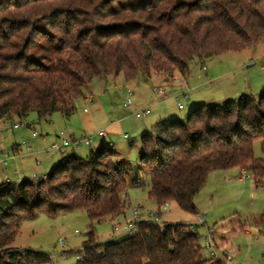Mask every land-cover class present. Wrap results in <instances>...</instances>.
Instances as JSON below:
<instances>
[{"label":"trees","instance_id":"trees-1","mask_svg":"<svg viewBox=\"0 0 264 264\" xmlns=\"http://www.w3.org/2000/svg\"><path fill=\"white\" fill-rule=\"evenodd\" d=\"M263 42L264 0H0V121L31 112L38 120L55 112L70 117L96 77L187 75L195 58ZM256 141L264 154V92L199 104L185 121L159 124L141 143L150 200L194 213L191 204L216 170L245 169L264 187ZM126 174L114 151L101 145L86 158L63 154L38 182L0 183V264L49 262L47 254L12 246L22 222L76 210L90 221L76 264L227 263L226 253L204 255L197 224L162 227L143 218L133 235L97 242L95 225L124 213ZM139 183L140 177L131 181ZM263 218L249 222L261 233Z\"/></svg>","mask_w":264,"mask_h":264},{"label":"rangeland","instance_id":"rangeland-1","mask_svg":"<svg viewBox=\"0 0 264 264\" xmlns=\"http://www.w3.org/2000/svg\"><path fill=\"white\" fill-rule=\"evenodd\" d=\"M262 64H264V42L238 52L214 55L204 59L195 58L190 63L186 79L180 80L178 85L180 92L183 91L185 85L188 89L190 88L186 97L180 96V102L185 108L179 110L178 100L172 97V93L170 96V91L166 90L169 92V96L159 105L150 107L149 115L142 118L135 116V113L143 108V104L137 105V92L142 88L141 82H139L140 84L138 82L127 84L128 82L124 80L123 76L116 78L117 75L114 74L96 77L92 82L94 90H96L95 95H92L93 99L88 102L83 100V95L78 97L75 103L76 110L72 116L78 115L83 108L89 109L97 126L105 128L102 130L106 131L107 136L97 141L92 138V144L89 146L69 147L61 152L51 151L53 135L49 137V141L43 142V137L47 138V134L51 133L45 129L46 122L39 121L36 113L31 112L27 117L18 121L20 129L13 130L14 142L20 145L26 141L28 145L22 146V151L18 153L12 152L11 144L9 145L12 159L8 163L6 172L0 167V182L4 172L10 181L29 179L38 182L43 174L46 176L60 163L63 154L74 152L78 157L86 158L91 150L98 148V142H100V144L117 151V154H114V159L127 172L128 188L123 193V199L126 203L124 209L126 217L121 215V218L115 222L106 220L96 224L97 242L103 243L109 239L119 240L125 237L126 235L113 231V225L123 223L132 216L133 209L140 207L144 217H147L149 211L160 210L161 215L154 220L162 227L166 225L165 222L195 224L198 215L203 217L204 223L197 224V230L200 234V244L204 255L207 257L209 250L205 247V237L209 235V232H213L214 228H218L215 234L211 233V236L216 249L218 245L224 244V249L220 252L230 256V260H227L226 264H264V233L249 223L250 221L256 222V220L259 222V219L264 217V187L257 188L252 177L239 181L238 169L216 170L209 175L206 185L194 199L196 212L185 211L175 202H170L167 208L163 209L158 207L148 196L150 179L142 171L140 157L143 134L155 131L156 125L161 122L164 123L168 120L185 121L195 106L203 104V102L209 106L221 103L227 98H239L241 90L238 89L237 92V82L242 85L241 81H244V75L252 73L255 78L250 79L249 76L248 80H251V83L256 87V82L262 81L258 78H264V70L261 69ZM203 66L206 68L203 69ZM157 73L152 72V74ZM175 73L178 74V71ZM215 76L219 77L215 85H207L199 90H196L198 87L194 89L204 79H212ZM154 83L155 81L150 82L148 84L150 88L146 89V94L149 93L152 98L154 97ZM127 85L133 90V104L130 107L124 105L127 93L126 88H122ZM217 88L221 91H217ZM222 91L226 93V97H219L224 93ZM211 92L214 94L210 99H195L200 96L199 94L207 97L211 95ZM27 122L34 123L32 129L26 126ZM112 123L114 128L107 130ZM12 127L13 123L0 122V141L2 144L7 143L5 139L8 136L7 129ZM71 128L70 124H66L60 130L69 132ZM33 131L40 134L38 138H32ZM124 134L127 136L124 137ZM26 146L31 147V152L27 151ZM254 153L257 158L264 157L260 141L255 142ZM39 169L41 171H38ZM137 177H140V183L133 186L131 181ZM89 225L87 213L82 210L57 217L43 213L34 219H27L22 222L20 232L12 246L17 249L47 254L50 261L43 264H76L77 256L83 255L82 246L87 239Z\"/></svg>","mask_w":264,"mask_h":264},{"label":"crops","instance_id":"crops-1","mask_svg":"<svg viewBox=\"0 0 264 264\" xmlns=\"http://www.w3.org/2000/svg\"><path fill=\"white\" fill-rule=\"evenodd\" d=\"M250 66H247V67H250ZM263 66H264V64H262V66H261V69L262 70H264L263 69ZM204 67L205 66H203V68ZM120 76H123V75L122 74H119V75H117L115 77L116 78H119ZM249 76H250V79H252V77L255 78V76L252 73H248L246 76L244 75V81H241L242 82V85L240 84V82H237V85H236L237 92H238V89H240L241 90V94L240 95H242V94H250V95H253L254 97H258L262 92H264V78H258L259 80H262V81L256 82L257 85L255 87L251 83V80L250 81L248 80ZM184 79H186V75H181L179 72H178V74L175 73L172 77H169V76H167L165 74H158L157 73V74H151V76H149V77H144L142 75H139L134 81L128 82L127 84H131V83H134L135 84L137 82H138V84H140L139 82H141L142 84H144V85L141 84V87L142 88L140 89V91L137 92V95H138L137 105H142L143 104V108L142 109L148 108L150 110V107L153 108L154 106L159 105L165 98H167L169 96V94H168L169 92H167L168 90L170 91V96H171V93L173 94L172 97H175L176 98V96L180 95V93H182V92H180L178 90V85H179L180 80H184ZM218 80H219V77H217V76L212 77V79H209V78L204 79V81H201V84L200 85L197 84L194 87V89H196L198 87L196 90H199L202 87H205L207 85L213 86V85H215L217 83ZM154 81H155V83L153 85L154 97L152 98L149 95V93L146 94V89H149L150 86L148 84L150 82H154ZM92 82L90 84L86 85L84 87V89H83V91H84L83 100L88 101V102L93 99V96L92 95H95V91H96V90H94V86L92 85L93 84ZM127 87H129V85L123 87L122 89H125ZM156 87H158V88L160 87L161 92H156L155 91V88ZM218 90L221 91V89L217 88V91ZM202 91H205V90H202ZM257 91H258V93H257ZM189 92H190V88H189V90H188V92L186 94L181 95V96L186 97ZM222 92H224V91H222ZM199 93H200V91H199ZM224 93H222V95H220L219 97H226L225 96L226 93L225 94ZM213 94L214 93L211 92V95H208L207 97L205 95L204 96H201L203 94H199L200 96H197L195 99H205V100H206V98L207 99L208 98L210 99V97ZM205 100H199V101H205ZM203 104H205V103L203 102ZM178 109H179V107H178ZM183 109H179V110H183ZM72 115L70 117H66L63 114H61L60 112H55L49 118L39 120V121L46 122V128L45 129H46L47 132L49 131V133H51V134H47L48 135L47 138L46 137H43V139H42L43 142L49 141V139H50L49 137H51V135H53L52 143L54 141H56L58 139V137H57L58 136V133L61 131L60 130L61 127L66 126V124H70V127H72L69 130V132H66V135L67 136H73L74 138L91 137V138H93L96 141L98 139L99 140L100 139L102 140L103 137L107 136V134H105V136H101V137L97 135V133L99 131H101L102 129H105V128H101L99 125L97 126L96 120L94 119V117H93L92 113L89 111V109L83 108V110L78 115H75L74 117ZM19 120L20 119H18L17 117H14V118L9 119V120L8 119L7 120L6 119H3L1 121H5L6 123H13V124L18 123L19 124V122H18ZM168 121H170V120H168ZM33 124L34 123H32V122H27L26 123V126L29 129H32ZM158 125L159 124H157L156 126H158ZM113 128H114V124L112 123L108 127L107 130H112ZM14 129H20V125L17 128H13V127L12 128H8L7 129L8 136H6V138H5L7 143L5 142L6 144L4 145V143L2 144V142H1L3 152L6 153L5 155L7 157H9L7 164H1L0 165L1 169L3 171H5V172L7 170V166H8L9 161L12 159L10 157V146L9 145L11 144V150L14 153L15 152L18 153L19 151H22L21 150V147L22 146H25V145H28L27 142H26V144H20V145L17 144L16 142H14V133H13V130ZM39 135H40L39 133H38L37 136H33L32 135V138H38ZM125 135H127V134H124V137H125ZM77 136H82V137H77ZM101 145H104V144H100V142H98V147H100ZM26 149H27L28 152H31V150H32L30 146H26ZM51 151L61 152V150H51ZM113 151H114V154L115 153L117 154V151H115V150H113ZM13 158H15V157H13ZM238 170H239V173H240L239 181H241L240 177H241V171H242V169H238ZM38 171H41V170L39 169ZM5 172L3 173L2 181L0 183H2V182L5 181V176H7V174ZM213 172H211V174ZM43 176H45V174H43L42 177ZM121 215H123L124 218L126 217L125 213H123V214H120V215L115 216L113 219H108V221L115 222V221L119 220V218H121L120 217ZM217 229L218 228H214L213 229V232H211V233L215 234V232H216ZM223 245H218L217 246V251H218L219 254H221L220 250H223L224 249V246Z\"/></svg>","mask_w":264,"mask_h":264},{"label":"built area","instance_id":"built-area-1","mask_svg":"<svg viewBox=\"0 0 264 264\" xmlns=\"http://www.w3.org/2000/svg\"><path fill=\"white\" fill-rule=\"evenodd\" d=\"M206 67H204L203 69H205ZM264 69V66H263ZM188 87L187 85L184 86L182 93H180V95L176 96V99L178 100V107L179 109H183L184 105L180 102V96L184 95L188 92ZM156 92H161V89L156 87L155 88ZM126 99L124 101V105L127 107H130L133 104V100H132V95H133V90L130 87L126 88ZM150 110L148 108L142 109L138 112L135 113V116L137 118H142L145 117L147 115H149ZM19 126L18 123L13 124V128H17ZM106 131L101 130L97 133L98 136H105ZM33 136H37L38 132L37 131H33L32 132ZM127 135H125L126 137ZM58 139L56 141H54L50 147V150H61L64 151V149L68 148V147H80L82 145H91L92 144V138L91 137H84V138H74L73 136H67L65 131H60L58 133ZM22 144H26V141H23ZM6 153L3 152L2 149V145H1V141H0V165L1 164H7L9 157H7L5 155ZM45 178V176L41 177L39 180ZM245 178H250V175L248 174V172L245 169H242L241 171V180H244ZM21 179H18L17 181H20ZM10 179L5 176V182H9ZM168 206V203H165L164 205H162L163 209H166ZM161 215V211L160 210H156V211H149L147 213V217H144V214L142 212V209L140 207H137L135 209H133L132 211V216L130 218H127L123 223H116L113 225V231L115 232H119L122 233L126 236H131L133 235L135 232L138 231V223L143 219H149V220H153L158 218ZM204 222V218L201 216H197L196 219V223L194 224H190L191 228L193 229V227L196 224H201ZM78 232V231H77ZM164 233V230H163ZM206 241H205V247L209 250V254L210 256H214L217 255V249L214 245L213 242V237L211 236V233L209 232V235L205 237ZM63 242V241H62ZM78 260H83V255L79 254L77 256ZM227 260H230V256L227 254Z\"/></svg>","mask_w":264,"mask_h":264},{"label":"water","instance_id":"water-1","mask_svg":"<svg viewBox=\"0 0 264 264\" xmlns=\"http://www.w3.org/2000/svg\"><path fill=\"white\" fill-rule=\"evenodd\" d=\"M191 206L194 207L195 206L194 203H192Z\"/></svg>","mask_w":264,"mask_h":264}]
</instances>
